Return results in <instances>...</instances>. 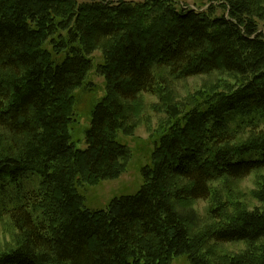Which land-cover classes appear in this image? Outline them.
Here are the masks:
<instances>
[{"label":"trees","instance_id":"16d2710c","mask_svg":"<svg viewBox=\"0 0 264 264\" xmlns=\"http://www.w3.org/2000/svg\"><path fill=\"white\" fill-rule=\"evenodd\" d=\"M261 21L255 0H209L203 10L175 0H0V182L41 177L23 205L1 212L22 239L0 252V264H171L180 256L216 264L201 254L212 243L255 247L220 264H264V244L256 247L264 210L227 216L214 188L264 170ZM96 50L106 95L79 149L70 133L73 93L94 87ZM213 74L235 84L186 112L169 110L140 190L89 209L80 187L116 179L132 155L118 137L134 121L132 105ZM243 128L251 131L238 140ZM211 199L215 224L194 236L177 205Z\"/></svg>","mask_w":264,"mask_h":264},{"label":"rangeland","instance_id":"374dc122","mask_svg":"<svg viewBox=\"0 0 264 264\" xmlns=\"http://www.w3.org/2000/svg\"><path fill=\"white\" fill-rule=\"evenodd\" d=\"M85 1V0H80ZM117 1V0H111ZM142 1V0H133ZM179 7L187 5L195 9H206L209 0H175ZM262 12V27H264V0H255ZM220 13V10L218 11ZM93 60V69L88 75V81L94 87H82L77 89L75 97L73 123L70 133L73 141L79 149H86L85 131L89 128L91 115L94 107L106 95V80L99 74L98 68L104 62L101 50H96L90 57ZM235 84L231 76L226 74H213L210 76L191 77L184 81H176L164 91L156 93L155 96L146 95L142 102L135 103L133 115L134 121L126 132H120L118 137L126 144L131 152V157L126 161L123 173L116 179L100 181L94 185H82L80 192L84 195L86 206L89 209H106L110 202L124 195L136 194L144 183L142 169L151 163L152 154L155 149V141L159 134L160 125L167 122L169 110L177 107L184 109L183 112L205 100L210 93L222 87ZM222 85V86H221ZM205 94H208L205 98ZM168 103L170 105H166ZM163 104L165 111L158 112L155 106ZM239 123L232 122L231 128L235 131ZM264 128V126L262 127ZM242 135L238 140L245 139L250 129L243 128ZM0 130V138L3 137ZM2 144V143H0ZM1 148V147H0ZM1 150V149H0ZM41 177L37 174H27L22 180L11 182L4 180L0 182V252H7L19 245L21 237L15 230L10 218L5 212L25 203V197L39 189ZM222 193V200L226 202L224 209L227 216H233L242 212H249L256 208L264 210V170L251 174L248 178L225 183H217L214 187ZM214 205L210 201H198L193 204L182 203L177 205L180 215L188 221V225L196 236L206 234L215 224L209 218V210ZM264 243L256 245L261 248ZM255 248L246 243H231L214 245L209 244L201 251L202 255L208 254L212 262L220 264L218 259L226 255L238 256L249 248ZM213 248V250H212ZM171 264H192L187 256L175 257Z\"/></svg>","mask_w":264,"mask_h":264}]
</instances>
